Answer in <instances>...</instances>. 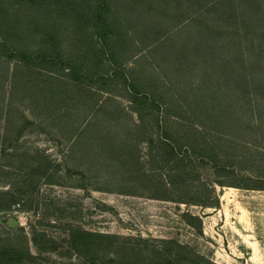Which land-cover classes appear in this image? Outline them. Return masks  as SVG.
I'll return each mask as SVG.
<instances>
[{
	"label": "rangeland",
	"instance_id": "obj_1",
	"mask_svg": "<svg viewBox=\"0 0 264 264\" xmlns=\"http://www.w3.org/2000/svg\"><path fill=\"white\" fill-rule=\"evenodd\" d=\"M84 30L96 52L90 41L79 42ZM25 48L56 55L57 73L71 82L48 78L45 64L16 69ZM137 52L126 63L135 70L127 80L119 60ZM100 61L102 71H119L109 88L119 103L107 105L116 112L91 118L88 90L94 99L106 96L94 93L102 83L89 76ZM156 80L176 99L178 119L132 106L127 87L147 89ZM78 97L82 102H71ZM0 105V234L26 233L15 244L0 241V259L10 250L47 264L74 261L75 252L34 246L30 231L62 241L82 228L175 239L217 264H264V190L217 186L216 208L203 207L198 193L185 196L195 204L148 198L179 196L158 187L161 171L143 131L155 139L161 119L170 133L186 132L199 147L231 157L238 177L262 176L245 184L264 186V0H0ZM203 183H195L201 194L209 189ZM4 193L26 207L5 209Z\"/></svg>",
	"mask_w": 264,
	"mask_h": 264
},
{
	"label": "trees",
	"instance_id": "obj_2",
	"mask_svg": "<svg viewBox=\"0 0 264 264\" xmlns=\"http://www.w3.org/2000/svg\"><path fill=\"white\" fill-rule=\"evenodd\" d=\"M56 3H58V7L65 10L63 2L58 1ZM42 7L44 6L42 5ZM43 10L47 12L45 7ZM91 11V9L88 10V12ZM14 30H17V28L14 27ZM69 33V31L64 30L62 35L66 37ZM104 35L108 41V33H105ZM89 41L92 44V49L96 52V43H93V38L84 30L81 37H79V42H81V44H88ZM46 42L48 44L50 42L53 44L54 41L50 36ZM153 42H151L147 48H152L151 46L154 44ZM137 44V40L132 41V47L134 46L135 48ZM101 47H104V43L101 44ZM27 51L28 50L26 48L21 49V51H17L19 56V65H16V69L21 66L39 67L40 65L45 64L46 69L44 73L48 78L59 81L61 85L64 83L69 84L71 82L70 80H67L66 77H62V75L57 73L56 67L54 66L56 55L43 53V51H39L37 54H31ZM138 54V52L137 54L133 53L132 57L129 56L128 59L125 55H123L124 57H121L119 60H122L120 64L123 66V70H126V74H123H125L124 77L127 80L130 76L135 74V70L133 68L126 67V63L128 61L135 63L138 58ZM120 64H116L117 67L120 66ZM98 65L100 69L105 67L102 61H100ZM74 68L76 70L78 65L74 66ZM90 68L94 70V73L89 75L90 79L99 81L102 85L108 86L107 88L102 87V85V88L95 87L94 93H100L103 95L106 94L105 97L97 99H94L93 96H91L93 92L88 90L90 94L87 95L86 102L89 107L92 106L90 117H94V115L98 114L99 111H105L103 113L104 115L116 112L115 108L113 111H107V105L108 103L113 102L119 103L109 89L112 86H117L116 81L119 71L112 74L111 72L108 73V71H102V69L96 70L94 69V65ZM90 79H88V81ZM136 86L137 85H135V87L134 85L128 86V91H126V93H128L129 100H131L130 102L132 103V106L135 108V111L140 114L142 110L147 107V116L156 112L162 117L172 116L173 118L178 119L179 115H177L178 113L176 112L179 109V106L177 104L176 107H174L173 100L175 101L176 99L167 93L169 88L165 82L159 80L147 82V89H145L146 87H143L142 90L136 89ZM2 98L4 99V97ZM77 101L82 102V98H73L71 102L77 103ZM139 101L142 102L138 103ZM145 101H147V105L143 103ZM4 112L3 106L0 105V117H3ZM89 121L90 119L84 123V126H87ZM156 122L157 134L155 139L151 137L148 129L145 131L143 128V131L147 134V151L154 152L153 162L157 170L161 171L160 174H158L157 184L158 187L165 193H177L179 197L149 193L147 195L148 198L195 204L197 201H192L185 196H189V194L192 193H198L199 196L205 198L201 201V205L203 207L216 208L220 203V197L216 191L217 186L264 190L263 185L251 186L245 184L247 180L261 181L263 180L262 176L242 175L241 177H238V175L235 174L236 168H232L234 167L235 161H232L233 159L231 157H228L227 155H220L218 151L216 152L213 149L208 150L207 148L204 149L199 147L194 142L190 141L186 132H184L183 135L170 133L166 129V125L164 126L161 119H157ZM129 133L130 131H128L127 134ZM77 137H79V135H77ZM111 139H113L112 135H106L105 141H109ZM133 140V138L129 137L127 142L130 143ZM193 157H196L198 161ZM197 181H203L204 185H208L209 189H207L204 194H201L200 191L197 190V186L195 185ZM207 181H209L208 184L205 183ZM148 187H150V174L147 170V188ZM207 195L210 196L207 197ZM3 196L8 199V203L4 205L5 209L11 208L15 204H18L21 209L26 207L24 202L20 204V199L16 196L8 193H4ZM13 224L14 223L10 221L9 225L12 228L19 226L18 224L16 226ZM7 231L8 232L4 234H0V241L9 245L15 244L16 238L18 239V235H26L22 228L14 230L7 229ZM38 237L40 238L38 239ZM30 239L34 246L39 247V245L45 244L46 247L44 248L53 253H58L62 249L70 253L75 252L74 256L72 255V257L75 258L74 261L70 258L67 263L64 264H217L209 258L198 255L193 252L189 246L184 245L175 239L145 238L141 235L119 236L113 233L91 232L82 228H72L70 230L69 238L62 241L48 237L44 234V232L37 231L33 228L30 231ZM115 239H122L127 241V243L121 241V244H119L118 240ZM4 252L5 253L1 256L0 264H47L44 263L45 261L40 259L41 257L37 258L30 254H28V256L16 257V255H12L10 250H5Z\"/></svg>",
	"mask_w": 264,
	"mask_h": 264
},
{
	"label": "water",
	"instance_id": "obj_3",
	"mask_svg": "<svg viewBox=\"0 0 264 264\" xmlns=\"http://www.w3.org/2000/svg\"><path fill=\"white\" fill-rule=\"evenodd\" d=\"M10 221L13 222L14 226H16L18 224V221L16 219H14L13 217L9 219L8 223L10 224Z\"/></svg>",
	"mask_w": 264,
	"mask_h": 264
}]
</instances>
